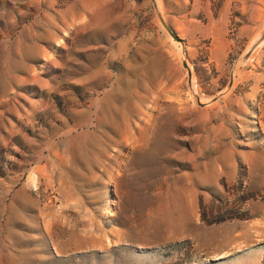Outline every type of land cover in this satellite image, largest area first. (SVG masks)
Here are the masks:
<instances>
[{
    "label": "rangeland",
    "instance_id": "rangeland-1",
    "mask_svg": "<svg viewBox=\"0 0 264 264\" xmlns=\"http://www.w3.org/2000/svg\"><path fill=\"white\" fill-rule=\"evenodd\" d=\"M0 264H264V0H0Z\"/></svg>",
    "mask_w": 264,
    "mask_h": 264
},
{
    "label": "water",
    "instance_id": "water-1",
    "mask_svg": "<svg viewBox=\"0 0 264 264\" xmlns=\"http://www.w3.org/2000/svg\"><path fill=\"white\" fill-rule=\"evenodd\" d=\"M170 31H171V33H172L173 35H175V37H177V35L171 30V28H170Z\"/></svg>",
    "mask_w": 264,
    "mask_h": 264
}]
</instances>
